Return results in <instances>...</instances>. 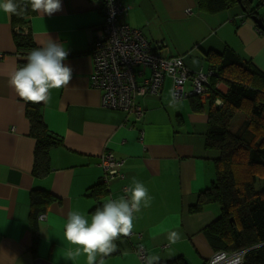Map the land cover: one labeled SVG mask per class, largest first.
<instances>
[{
  "label": "crops",
  "instance_id": "0c3cea01",
  "mask_svg": "<svg viewBox=\"0 0 264 264\" xmlns=\"http://www.w3.org/2000/svg\"><path fill=\"white\" fill-rule=\"evenodd\" d=\"M120 1L126 10L118 22L139 30L151 44H162L163 54L180 57L190 73L206 72V56L230 48L264 74V33L240 8L209 15L195 0ZM23 4L29 7L36 48L49 38L62 43L69 53L64 63L73 74L68 85L50 90V98L39 103L46 129L61 144L49 149V172L35 177L37 140L30 134L24 101L9 84L22 57L13 41L11 14L0 10V264H87L83 253L67 259L76 247L64 237L69 212L79 211L90 221L98 204L127 198L135 182L147 188L150 206L133 214L131 234L114 241L116 249L104 264H145L147 257H158L154 264L179 259L205 264L214 252L203 231L218 217L219 207L209 204L198 214L188 208L215 179L218 153L204 147L210 97H197L203 107L195 112L193 97L171 99L166 79L158 95L137 98L144 115L132 124L124 111L103 109L100 92L91 86L89 50L103 21L98 0H61V10L51 16ZM258 12L264 22L263 5ZM215 88L222 94L228 90L223 82ZM214 105L221 101L216 98ZM105 153L124 161L123 177L107 172L101 163ZM100 184L106 193L97 201L92 191ZM35 192L50 193L54 201L40 213L42 220L33 221ZM174 232L179 239L173 243ZM140 245L144 262L136 254Z\"/></svg>",
  "mask_w": 264,
  "mask_h": 264
},
{
  "label": "trees",
  "instance_id": "16d2710c",
  "mask_svg": "<svg viewBox=\"0 0 264 264\" xmlns=\"http://www.w3.org/2000/svg\"><path fill=\"white\" fill-rule=\"evenodd\" d=\"M23 1L14 0L24 7L23 13L11 14L13 41L22 57L18 68L25 65L28 54L36 49L29 30V7ZM101 2L98 0L99 6ZM195 3L209 15L237 7L247 17H262L258 9L264 6V0H195ZM206 61L214 72L209 78L204 147L216 151L218 156L213 160L214 181L197 195L188 211L198 214L206 205H218V217L203 231L213 252L245 250L242 264H264V74L250 60L242 61L230 48L222 53H209ZM219 82L227 86L225 94L215 88ZM216 98L221 106L214 105ZM24 104L30 134L37 140L33 175L43 177L49 172V149L61 143L46 129L40 104L26 101ZM201 107L197 97H193L191 109L199 112ZM236 121L238 125L232 129ZM100 185L92 191L97 201L106 193L104 184ZM34 195L32 203L38 208L32 214L33 221L54 201L50 193ZM102 206L98 204L96 209ZM179 260L182 261L176 264H185L183 259Z\"/></svg>",
  "mask_w": 264,
  "mask_h": 264
},
{
  "label": "built area",
  "instance_id": "2783aa9c",
  "mask_svg": "<svg viewBox=\"0 0 264 264\" xmlns=\"http://www.w3.org/2000/svg\"><path fill=\"white\" fill-rule=\"evenodd\" d=\"M101 5L103 21L89 53L91 86L100 92L103 109L124 111L132 116V124L139 123L144 109L137 98L158 95L166 79L170 80V95L174 102L210 96L209 78L213 70L190 73L180 57L163 54L162 44H151L139 30L118 22L120 13L126 10L120 0H102ZM187 14H191L190 10ZM101 158L111 176L123 177L122 159L112 153H105ZM43 217V213L39 214L38 220ZM245 252H215L205 264H242ZM136 254L144 262L146 250L142 245L137 247Z\"/></svg>",
  "mask_w": 264,
  "mask_h": 264
},
{
  "label": "clouds",
  "instance_id": "9594fccd",
  "mask_svg": "<svg viewBox=\"0 0 264 264\" xmlns=\"http://www.w3.org/2000/svg\"><path fill=\"white\" fill-rule=\"evenodd\" d=\"M24 2L30 5L33 12L48 16L62 8L61 0ZM0 10L7 14L21 15L25 9L14 0H0ZM68 55L62 43L49 38L44 45L28 54L27 62L22 68L10 73V86L26 102H46L50 98V90L63 88L72 79L73 70L64 63ZM127 191L130 193L127 198L109 200L96 209L90 221L79 211L69 212L64 237L76 247L75 251L67 253V259L74 260L83 253L87 264H104V258L116 249L114 241L131 234L133 214L139 212L142 205L150 206L151 197L140 182H135L134 187ZM170 239L174 243L179 235L174 232ZM157 260L158 257H147L145 264H154Z\"/></svg>",
  "mask_w": 264,
  "mask_h": 264
},
{
  "label": "water",
  "instance_id": "95a60500",
  "mask_svg": "<svg viewBox=\"0 0 264 264\" xmlns=\"http://www.w3.org/2000/svg\"><path fill=\"white\" fill-rule=\"evenodd\" d=\"M251 19L256 24L257 28L264 33V22L262 21V19L256 15L251 17Z\"/></svg>",
  "mask_w": 264,
  "mask_h": 264
},
{
  "label": "rangeland",
  "instance_id": "374dc122",
  "mask_svg": "<svg viewBox=\"0 0 264 264\" xmlns=\"http://www.w3.org/2000/svg\"><path fill=\"white\" fill-rule=\"evenodd\" d=\"M186 13H187V10H186ZM238 122H239V121H236V122H235V124H234V126L232 127V129H234V127H235L236 125H238Z\"/></svg>",
  "mask_w": 264,
  "mask_h": 264
}]
</instances>
